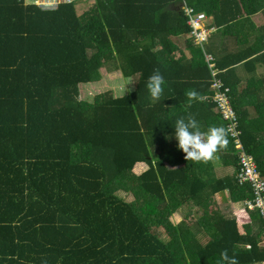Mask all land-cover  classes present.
<instances>
[{
    "label": "trees",
    "instance_id": "obj_1",
    "mask_svg": "<svg viewBox=\"0 0 264 264\" xmlns=\"http://www.w3.org/2000/svg\"><path fill=\"white\" fill-rule=\"evenodd\" d=\"M261 1L72 0L45 9L0 0V264H217L222 250L237 264L264 262L262 215L243 205L251 198L248 183L181 167L193 161L182 151L176 156L171 135L180 116L222 126L236 165L230 120L212 100L211 83L219 79L239 140L264 176L261 73L249 77L241 95L214 57L211 74L207 49L192 37V45L185 42L190 59L172 55L173 38L190 31L183 4L221 26L240 8L264 7ZM85 3L89 9L78 14L75 7ZM261 48L264 40L254 42L234 63L254 70L264 61ZM101 67L131 77L132 88L82 98L79 86L101 79ZM154 72L164 80L159 99L145 87ZM193 90L198 100L187 96ZM245 100L254 101L253 114ZM138 162L146 168L135 173ZM187 172L197 176L193 189ZM222 189L248 211L242 232L235 216L210 204ZM179 209L183 219L173 223ZM189 216L195 219L187 222Z\"/></svg>",
    "mask_w": 264,
    "mask_h": 264
},
{
    "label": "crops",
    "instance_id": "obj_2",
    "mask_svg": "<svg viewBox=\"0 0 264 264\" xmlns=\"http://www.w3.org/2000/svg\"><path fill=\"white\" fill-rule=\"evenodd\" d=\"M261 2H264V0ZM232 17L233 19L230 20L229 24H222L221 26L214 25L211 18H206V27L210 29L207 36L208 42L206 44V49L213 55L215 62L221 66V72L223 73L222 76L224 75L226 77L228 85L231 83L236 84L237 87L235 90L241 94L242 88L249 77L256 76L261 73V76L263 77L262 82H264V61L255 62V68L252 71L250 68L251 65L243 67L242 61L234 63V59H237L241 52L247 50L254 42L257 44H260L261 42L263 43L264 7H243L232 15ZM190 38V31L173 38L176 45L172 54L173 58H191V50L185 47L186 41L192 45ZM260 51H264V48H261ZM253 56L254 55L251 57ZM262 97H264V87H262V91L259 94V98L262 99ZM240 99L242 100V98ZM253 100L252 102L245 100L248 102V104H245V107L249 109L250 114L254 113L255 105H253ZM238 103L241 104L242 101L238 100L237 105ZM200 125L201 129L204 130L210 124L208 121H205L200 123ZM171 140L174 141V139ZM175 152L176 156L181 155V151H179L177 147ZM230 153L232 154L229 142L227 141L223 146H218L211 158L207 160L193 161L192 164L188 166L182 162L181 167H185L187 169L193 168L199 173L201 171V173H204L206 178L210 176L214 179L225 176H233L235 165L229 163ZM137 168L140 169L137 173H140L146 168V164L144 162H138L135 164L133 170L136 171ZM187 175L192 181V186L190 188L193 189L195 186L193 180L197 176L188 172ZM187 204L191 205V201L187 202ZM210 204L218 210L219 215L225 214L235 216L238 230L239 232H242V225L248 222L249 216L248 211L242 209V203L240 201H231L227 190L222 189L214 192L213 199L210 201ZM191 210L192 211H190V213L188 212L189 214L198 213L194 208H191ZM174 214L178 215L179 221L181 219L180 215L183 214V210L179 209L177 212H174ZM178 221L172 222L177 223ZM255 264H264V262H255Z\"/></svg>",
    "mask_w": 264,
    "mask_h": 264
},
{
    "label": "clouds",
    "instance_id": "obj_3",
    "mask_svg": "<svg viewBox=\"0 0 264 264\" xmlns=\"http://www.w3.org/2000/svg\"><path fill=\"white\" fill-rule=\"evenodd\" d=\"M181 8L183 9V7ZM163 82V77L159 72H154L147 77L145 87L151 98H160L163 91ZM187 96L196 100L200 98L199 94L194 90L189 91ZM172 127L173 132L171 135L176 141V147L184 153L185 159L192 161L211 158L218 146H223L227 142L225 138L226 132L222 126L209 125L206 129L202 130L201 125L192 115L177 117ZM217 264H237V262L235 257L229 256L226 250H222Z\"/></svg>",
    "mask_w": 264,
    "mask_h": 264
},
{
    "label": "built area",
    "instance_id": "obj_4",
    "mask_svg": "<svg viewBox=\"0 0 264 264\" xmlns=\"http://www.w3.org/2000/svg\"><path fill=\"white\" fill-rule=\"evenodd\" d=\"M58 0H45L40 2L44 5H54ZM42 8H55V7H42ZM183 13L186 16V21L190 26V35L193 40L198 41L208 36L210 29L206 27V16L202 11H195L192 7H183ZM214 74V72H213ZM211 86L215 90V99L217 98V109L223 118L232 119L233 111L229 106L228 99L225 97L224 92L221 91V82L219 79L214 78ZM219 101V102H218ZM227 131L229 135L235 139L236 148L238 150V181H249L254 193L255 204L260 208V213L264 220V179L259 177L258 171L256 169V164L252 157L246 155L242 147L238 144V133L239 131L235 129L234 125L228 124Z\"/></svg>",
    "mask_w": 264,
    "mask_h": 264
},
{
    "label": "rangeland",
    "instance_id": "obj_5",
    "mask_svg": "<svg viewBox=\"0 0 264 264\" xmlns=\"http://www.w3.org/2000/svg\"><path fill=\"white\" fill-rule=\"evenodd\" d=\"M75 8L78 14H82L83 12H86L89 9V5L88 3H85L83 5L76 6ZM99 71L101 74V79H99L97 82L81 84L79 86L80 95L82 98L86 97L87 100H91L94 94L100 91L108 90V89H112L114 95H119L132 88L131 87L132 78L122 76L120 71L109 72V70H107L105 67H101ZM139 170L140 169L137 168L136 171L134 170L133 171L137 173L139 172ZM116 194H118L120 197H122L126 201L133 200V196L130 192H124V191L118 190ZM176 214L173 213L170 216V219L174 222L178 221V215ZM183 216H184L183 214L180 215L182 219H183ZM191 219H195V218L193 216H189L186 218V221L189 222L191 221ZM153 230L158 233L159 237H161V234H162V236L164 237V240L169 239L168 236L164 233V231L160 230V227L153 228Z\"/></svg>",
    "mask_w": 264,
    "mask_h": 264
},
{
    "label": "bare ground",
    "instance_id": "obj_6",
    "mask_svg": "<svg viewBox=\"0 0 264 264\" xmlns=\"http://www.w3.org/2000/svg\"><path fill=\"white\" fill-rule=\"evenodd\" d=\"M24 3H31V4H35L36 6H38V7H57L59 4H61V3H67V2H70V1H72V0H58L54 5H44V4H42V3H40V2H43V1H45V0H22ZM182 7H188V6H186V5H184L183 4V6ZM192 40V42H193V44L194 45H196V46H203L205 49H206V44H207V42H208V37H205V38H203V39H199L198 41H195V40H193V38L191 39ZM202 50H203V55H204V59H205V61H206V63H207V66L211 69V74L213 75V72L215 73L216 72V69L214 68V62H213V55L209 52V51H205L203 48H202ZM211 88L213 89V87L211 86ZM227 90L225 89V91H224V94H225V92H226ZM225 97H226V95H225ZM227 98V97H226ZM212 100H214L215 102H216V104H217V98L215 99V92H214V95L212 96ZM219 102V101H218ZM231 108V107H230ZM220 113V112H219ZM221 117H222V115H221ZM223 118V117H222ZM223 119H226V120H230V121H228V124L230 125L231 123L234 125V127H235V129L236 130H238L239 131V133H240V130L237 128V126H236V124L234 123V116L232 117V119H227V118H223ZM228 124L226 125V130H227V127H228ZM228 132V131H227ZM239 133H238V139H237V141H238V144L242 147V150H243V152L246 154V155H249V156H251L250 154H248L245 150H244V148H243V146H242V144H241V141L239 140ZM229 134V133H228ZM230 136V135H229ZM231 137V136H230ZM235 139L236 138H233V137H231V140H232V145H233V148H234V154L236 155V165H235V169H234V177H235V179H236V181H237V183H240V184H242V183H244V182H246V183H248V185H249V189H250V191H251V198L250 199H244L243 200V205L244 206H246L248 209H258V210H260L259 208V206L258 205H256L255 204V201H254V193H253V188H252V186H251V184H250V182L249 181H242V182H240V181H238V179H237V172H238V157H237V152H238V150H237V148L235 147L236 146V142H235ZM253 159V158H252ZM254 161V160H253ZM256 169H257V167H256ZM258 171V170H257ZM258 174H259V177L260 178H262V179H264V176H262L260 173H259V171H258ZM263 233H264V220H263ZM259 245L260 246H263L264 245V237L263 238H261V240H260V242H259Z\"/></svg>",
    "mask_w": 264,
    "mask_h": 264
}]
</instances>
